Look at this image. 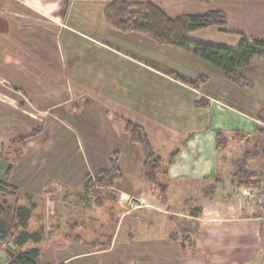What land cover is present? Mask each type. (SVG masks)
<instances>
[{"label":"crops","instance_id":"0c3cea01","mask_svg":"<svg viewBox=\"0 0 264 264\" xmlns=\"http://www.w3.org/2000/svg\"><path fill=\"white\" fill-rule=\"evenodd\" d=\"M123 1L152 2L172 17L227 14L223 30L193 31L190 40L233 49L243 38L264 40V0H0V149L2 123L12 120L19 129L12 136L23 134L29 155L46 160L24 165L28 149L21 148L11 173L1 177L18 189L7 196L31 209L28 231L42 234V241H32L39 247L47 229H30L34 195L55 185L83 199L93 190L85 189L86 179L110 169L111 155L118 154L121 178L103 193L114 196L97 198L118 205L108 216V225L115 224L110 239L101 237L91 252L78 239H54L55 251L66 253L55 264L90 254L95 260L86 264H264V155H257L264 154V59L238 69L252 84L240 87L190 51L111 27L105 9ZM200 77L206 81L192 85ZM40 118L51 126L44 136L51 139L48 150L38 141L43 133L20 129ZM121 118L148 134L162 159L165 192L146 182L142 147L127 136ZM219 133L227 140L221 148ZM76 153L82 160L75 168L69 160ZM249 189L258 197H247ZM126 199L139 209L123 210ZM127 220L128 230L122 228Z\"/></svg>","mask_w":264,"mask_h":264},{"label":"trees","instance_id":"16d2710c","mask_svg":"<svg viewBox=\"0 0 264 264\" xmlns=\"http://www.w3.org/2000/svg\"><path fill=\"white\" fill-rule=\"evenodd\" d=\"M105 19L111 27L119 31L139 32L152 37L160 44L178 46L192 52L204 61L223 69L226 77L240 87H249L252 84L238 73V69L249 65L254 59H264V40L243 38L238 47L233 49L188 38L190 32L208 27H219L223 30L227 25L228 17L222 11L172 17L152 2L123 1L109 3L105 9ZM205 81V77H200L192 85L199 87ZM260 120L264 123V112L260 116ZM121 122L130 140L142 147L144 153L143 172L146 182L165 192L169 184L165 174L160 172L162 159L156 155L148 134L141 126L127 119L121 118ZM259 130L264 132V129L260 128ZM26 139L21 136L18 138V143H23ZM217 142L219 148L227 142L222 133L218 134ZM258 154L264 155L260 152ZM245 159L240 163L241 166ZM110 162V169L100 171L95 176L86 179L84 187L87 191L91 189L96 191V186L111 188L121 178V172L117 165V154L111 157ZM12 167L10 166L5 172L6 176L11 173ZM246 172L245 169L240 170L242 175H245ZM17 192L16 187L0 177V242H6L8 247L12 246L14 251V255L10 257L7 264H55L44 259L43 250L39 247L24 249L29 242L42 241V234L28 231L31 209L19 205L17 202L10 203L1 197L2 194L16 195ZM99 198H101L100 195ZM173 239L178 240L177 237H173ZM180 243L186 256L192 255L191 250L188 249L190 245L187 244L186 238H183Z\"/></svg>","mask_w":264,"mask_h":264},{"label":"rangeland","instance_id":"374dc122","mask_svg":"<svg viewBox=\"0 0 264 264\" xmlns=\"http://www.w3.org/2000/svg\"><path fill=\"white\" fill-rule=\"evenodd\" d=\"M48 103H50V101H48ZM39 107L42 109L46 108V106L45 107L39 106ZM46 110L47 112H50L48 108H46ZM11 121L4 120L2 123L3 124L2 126L4 127L1 130V131H4V135H2L3 137L1 139L2 142H4V145H3L4 147L3 149H0V177L2 178L5 176V172L8 170V168L10 166L12 167L13 165H15L17 159L19 158V154H18L19 150L22 151L21 148H23L24 150V147H25V143L17 142L18 138L21 136H14V135H13L14 137L12 136V134L14 133L13 131L17 133L19 129L17 128L18 124H14ZM45 122H46L45 119L44 120L42 119L41 121L39 120L38 122L34 123L32 126H29V127L26 126L27 128H25V130L22 124L20 129L22 133H27L30 135L34 134L35 136L41 135L43 133V135L40 137V140L38 141L42 143L43 149L45 148V150H48L49 147L48 146L46 147V144H47V141L50 142L51 139L45 138L44 136L46 135L47 130H51V126L49 124L48 125L45 124ZM34 132H37V133L35 134ZM126 134L127 136H129L127 132ZM21 135L22 137L24 136L23 134ZM13 140H15L14 148L11 147L10 145ZM25 148L28 149L29 147L27 148L26 146ZM79 155L80 154L76 153L70 156L69 165L71 167L76 168L77 166L81 164L82 156H79ZM113 155L114 154H112L111 157ZM21 157L24 159V163H23L24 165L25 164L28 165L29 162H33L34 164L35 163L44 164V162L46 161L45 156L31 155V152L29 155V149H28V153H26V155H23ZM32 167L36 169V167L34 166ZM96 187L97 188H95L96 189L95 193L92 194V192H94L93 190L90 191L91 194L89 192L90 195L85 193V196H83V199L81 198V196H76V194H73L74 192L76 193L74 189H69V191H65L67 192L66 193L67 195L65 194L66 195L65 196L63 195L64 187L56 188L55 185L48 187V190L41 191L40 194L38 193L34 195V197H36L35 202L37 205V211L35 213L36 215L34 217V220L31 221L30 229L33 230L35 227H39V226H42L43 229H47L46 233L44 232V230H42L44 239H43L42 244L39 246L43 248L42 250L44 254V259H46L47 262L55 263V261L57 260L60 261L61 256L66 254V253L62 254L61 251H55V246L53 245L55 240L60 242L62 238H67V237L71 238L69 240L78 239V241H83L86 246L85 249L91 252L92 250L99 248L101 244H96V241L100 240L101 237L107 236L105 239H103L105 243H107L108 239H110V237L108 236V233L111 232L110 226H113L115 224L111 223L110 225H108V223H110V218L108 216L118 213V205L116 204L115 201H111L110 203H107L106 201H104L102 205L100 204V202L98 203L97 198L99 197V195L100 194L102 196L106 195V194H103L104 192H106V187L105 186H96ZM53 189L55 190L53 191V193H50V192L46 193V191H52ZM111 194L109 195L107 194L104 199H106L110 195L111 197L114 196V193H111ZM2 198H4L10 203H13L15 201L14 197L7 196V195H2ZM70 199L74 200L72 204H68L72 202L70 201ZM127 199L125 203L121 205L119 204V206L123 210L125 209L127 211L128 208H131L132 211H136L139 209V208L137 209L136 207L132 206L131 203L129 204L132 207H128L129 204L127 202ZM82 200H84V202H81ZM22 201L26 202L28 205L29 203H31L30 198H27L26 200H22ZM64 202L65 204L66 203L67 204L65 205ZM66 206H67V209H66ZM44 213L45 214L47 213L46 218H44ZM101 215L102 217H100ZM262 221H264V219ZM72 223H74L75 225H73ZM122 228H126V229L128 228V220L125 222V226H123ZM7 247H8V244L6 242L4 243L0 242V264H7V261H4V259L1 256L2 253H6L5 248ZM33 247H35V244L33 242H29L24 247V249H29ZM52 248H54V250H52ZM90 260H95V255L90 254L81 259H74L73 262H75V264H80V263L86 264ZM89 264H92V263H89Z\"/></svg>","mask_w":264,"mask_h":264},{"label":"water","instance_id":"95a60500","mask_svg":"<svg viewBox=\"0 0 264 264\" xmlns=\"http://www.w3.org/2000/svg\"><path fill=\"white\" fill-rule=\"evenodd\" d=\"M5 252L6 253H2L1 256L4 259V261H8L10 257L14 255L12 246L5 248Z\"/></svg>","mask_w":264,"mask_h":264},{"label":"built area","instance_id":"2783aa9c","mask_svg":"<svg viewBox=\"0 0 264 264\" xmlns=\"http://www.w3.org/2000/svg\"><path fill=\"white\" fill-rule=\"evenodd\" d=\"M264 125V123H262ZM256 196L258 197V194L256 191H254L253 189H249L248 192L246 193V196L249 197V196ZM132 204V206H135V203L134 202H130Z\"/></svg>","mask_w":264,"mask_h":264}]
</instances>
